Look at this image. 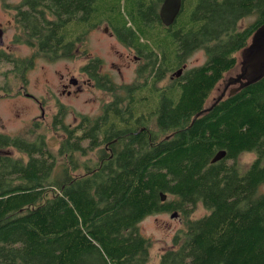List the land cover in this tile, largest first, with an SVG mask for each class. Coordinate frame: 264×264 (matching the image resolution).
<instances>
[{
  "label": "trees",
  "instance_id": "trees-1",
  "mask_svg": "<svg viewBox=\"0 0 264 264\" xmlns=\"http://www.w3.org/2000/svg\"><path fill=\"white\" fill-rule=\"evenodd\" d=\"M162 2L15 5V23L35 53L16 59L0 52V66L9 67L0 76V92L8 93V73L23 74L37 55L73 58L76 35L100 22L119 36L123 29L127 36L121 38L138 47L158 32L151 44L163 56L170 54L168 60L175 55L176 67L198 48L207 60L157 95L137 94L124 109L110 103L104 115L82 116L73 126L59 111L52 125L64 138L56 153L44 134L28 138L37 124L24 134L0 132V264H147L150 242L138 223L171 211L185 227L176 231L158 264H264V77L204 109L216 83L235 65L234 54L264 23V0H182L168 26L160 20ZM247 15L254 21L239 29ZM147 111H154L155 119H143ZM107 142L110 152L97 150L102 162L79 163L76 156ZM221 150L224 157L211 162ZM244 152L255 156L240 171L236 160ZM62 156L66 161L58 169ZM80 167L84 174L73 176ZM198 205L207 213L191 218Z\"/></svg>",
  "mask_w": 264,
  "mask_h": 264
},
{
  "label": "rangeland",
  "instance_id": "rangeland-1",
  "mask_svg": "<svg viewBox=\"0 0 264 264\" xmlns=\"http://www.w3.org/2000/svg\"><path fill=\"white\" fill-rule=\"evenodd\" d=\"M20 2L21 0H0V29L3 32L0 52H7L12 58L16 59H28L35 53V50L25 43L22 31L14 19L15 5ZM254 19L253 15L244 16L239 21L238 28L248 27ZM104 26V22L98 23L97 27L87 33L80 44H78V47L86 48L91 52H74L75 56L73 58H61L57 60H50L43 55H37L33 58L32 66L27 68L23 74L13 72L16 70L8 73V93L0 92V132L9 135L24 134L33 124H37L28 138L33 139L39 133L44 134L50 151L56 153L61 139L64 138V133L61 130L55 129L52 125L54 116L56 114L58 116L59 111H63V122L69 125L77 124L82 116L94 118L98 115L101 106L105 102L109 101L113 96L118 97L120 85L126 83L132 84L136 80H140L138 82L142 81V78L137 77L135 74V63L137 62L132 58L128 59L130 62L125 69H118L117 59L120 60V56L124 57L127 52H130L131 57L132 52L124 47L122 43L118 42V40L105 33ZM71 27L70 25L68 26V28ZM157 29L158 27H155V30ZM151 30L152 28L148 31ZM158 31L161 30L158 29ZM70 33L72 35V28L70 29ZM148 35H146L148 40L146 38L140 40L139 48L142 47V44L147 45L148 43L150 46L147 48L156 49L162 55L163 51L161 52L158 47H155L153 42L151 44V39L159 36L158 32L155 36L153 33H149ZM162 36L166 35L161 31ZM131 43L138 47V43ZM240 52L237 51L234 54L236 57L235 65L223 74V77L212 89L205 102V108L211 105L213 98L215 99L221 95L224 86L228 82V77L234 76L239 72ZM90 58H99L103 71L111 75V82L113 84L110 87L113 92L110 93L108 90L95 88L91 83L90 85H83L80 90H75L71 85L66 87L61 85L62 82H66L68 77L76 78L80 81L85 80V75L81 74V72L88 61L87 59ZM206 59L207 54L205 50L198 48L185 57L183 62L187 68H192L193 66L202 65ZM111 62H114L115 65H112ZM172 62L175 63V58H173ZM8 68L4 65L0 66V76ZM160 73L164 77L156 83L160 87L159 89L166 88L178 79L168 78L170 75L168 70L161 68ZM135 86V84L128 86L127 90ZM147 87L150 86L147 85ZM5 151L12 153L14 156H23V154L13 148L5 149ZM254 156L252 152L241 153L236 160L238 169L240 171L245 170L254 159ZM76 158L79 163L88 165H95L99 161L96 150H91L87 155L76 156ZM57 159V168L60 169L66 159L63 156ZM84 172V169L80 167L73 172V176L82 175ZM261 189H264V185ZM206 213V209L202 205H198L190 217L198 218ZM172 214V211L154 213L146 216L138 223L139 231L150 242L147 264H158L161 253L173 246V237L176 231L185 227L184 219L179 213L175 216H172Z\"/></svg>",
  "mask_w": 264,
  "mask_h": 264
},
{
  "label": "flooded vegetation",
  "instance_id": "flooded-vegetation-1",
  "mask_svg": "<svg viewBox=\"0 0 264 264\" xmlns=\"http://www.w3.org/2000/svg\"><path fill=\"white\" fill-rule=\"evenodd\" d=\"M104 23H105V26H104L105 33H107L110 37H113L116 40H118V42L122 43L124 47H126L127 49H129L132 52L131 57H130V52H127L124 57L120 56L121 57L120 60L117 59L116 63H117L118 69H122V68L125 69V67L128 66L129 62H130V61H128V59L132 58L134 61L137 62V63H135L136 64L135 74L137 77L142 78V81L138 82L140 80H136L135 82H132V84L126 83V84L120 85L119 86L120 92H119L118 97L113 96L109 101L105 102L101 106V110L98 113V115L95 116L94 118L99 117L101 115H104V110L106 109L107 105H109L110 103L114 104V102H116V103L118 102V107L121 109H124L127 106V104L129 103V101L132 100V97L137 99V97H136L137 94H140V96H145L146 98H147V96H149L151 94L157 95V93L160 92L159 91L160 87H158L156 85V83L164 77V75L162 73H160L161 68L164 70H168V73H170L168 78H170V79H177L182 75V73L184 71L191 69V68H187L186 64H184V62H183L184 59L182 61L180 60L181 61L179 63L180 66L176 67L178 60L175 58V55L173 56V58H175V63H173L171 61V60H173V58H171V60H168V59H170V54H168L167 57H165V56H163V54L160 55L159 54L160 52H158L156 49H150L147 47L139 48L130 42L124 41L121 37L127 36V33H125L123 29L121 31L119 30V32H120V36H119L118 34H116V32L114 31V28L109 23H107V22H104ZM96 27H97V24L94 27L87 28L86 31H84L81 35H78V36L76 35L75 41H74L75 47H74L72 52H91L90 50H88L86 48L78 47V44H80V42L82 41V39L85 37V35L87 33H89L92 29H94ZM256 30L251 34V36L248 39L247 45L244 46L243 48L248 47L250 45V43L252 42V39L254 37V34L256 33ZM242 49L239 50V51H241L240 55L242 54ZM153 50H155L157 52H154ZM114 52H119V51H114ZM240 58H241V60L239 61V72H237L234 76L228 77V80H227L228 82H229V79L235 78L237 76V74L240 73L242 55L240 56ZM87 60L88 61L86 62L85 66L82 68L83 71L81 72V74L85 75V80L80 81L76 78L68 77L66 79V82H62L61 85L63 87L71 85L75 88V90H80L83 85H87V84L90 85V83H91L92 86L95 88L102 89L105 91L108 90V91H110V93L113 92V90L110 87L113 84L111 82V79H112L111 75L108 72L103 71L102 63L100 62V59L99 58H90ZM140 62H142V63L139 65ZM111 64L115 65L114 62H111ZM193 67H197V66H193ZM241 81L245 82L244 79H241ZM228 82L226 84L227 86H224V89L221 92V95L223 94L222 98L226 97L227 95H231V94H229V91L232 88L239 87V85H240V82H236V83L232 82L229 84H228ZM133 84H135L136 86L130 87V89L127 90V87L131 86ZM147 85L150 87H147ZM242 87H244V86H241L240 88H242ZM239 89H237L236 91H238ZM67 92L69 93V91H67ZM235 92H233V93H235ZM216 99L217 98H215V99L213 98L211 105L215 102ZM204 109H208V107L205 108V105H204ZM141 117L143 119L153 120V119H155V113H154V111H153V113H152V111L150 113H148V111L143 112V113H141ZM91 119H93V118H91ZM79 123H80V119L77 122V124H79ZM73 125H76V124H73ZM143 128H145V127H143ZM99 149H104L107 152L111 151L110 144L108 142L104 145H99V147H97V148L94 147L92 150L97 151ZM98 159H99V161L102 162L100 155H98Z\"/></svg>",
  "mask_w": 264,
  "mask_h": 264
},
{
  "label": "water",
  "instance_id": "water-1",
  "mask_svg": "<svg viewBox=\"0 0 264 264\" xmlns=\"http://www.w3.org/2000/svg\"><path fill=\"white\" fill-rule=\"evenodd\" d=\"M181 8L182 0H163L159 8V16L161 22L165 26L171 25L175 21ZM2 33L3 32L0 29V44H2ZM241 55L242 62L240 73L237 74L235 78L229 79L228 82V84L232 82H240V85L239 87L232 88L229 91V94H232L241 86H247L248 84L255 83L256 81L264 77V23L256 30V33L254 34L250 45L242 49ZM241 79H244L245 82H242ZM222 96L223 94L221 96H218L215 102L221 99ZM209 108L210 107H208V109ZM197 115H199V113ZM224 155L225 151L223 150L217 152L212 158L211 162H216L220 160L224 157ZM160 195L161 200L164 201L166 199L165 194L160 193ZM176 214L177 212H173L172 216H175Z\"/></svg>",
  "mask_w": 264,
  "mask_h": 264
},
{
  "label": "bare ground",
  "instance_id": "bare-ground-1",
  "mask_svg": "<svg viewBox=\"0 0 264 264\" xmlns=\"http://www.w3.org/2000/svg\"><path fill=\"white\" fill-rule=\"evenodd\" d=\"M214 104V103H213ZM211 107V106H210ZM44 115V114H43Z\"/></svg>",
  "mask_w": 264,
  "mask_h": 264
}]
</instances>
